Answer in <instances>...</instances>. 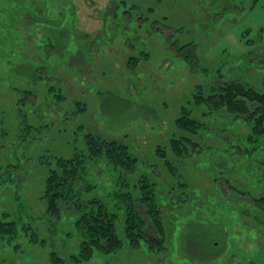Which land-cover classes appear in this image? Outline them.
I'll return each instance as SVG.
<instances>
[{
    "label": "rangeland",
    "instance_id": "rangeland-1",
    "mask_svg": "<svg viewBox=\"0 0 264 264\" xmlns=\"http://www.w3.org/2000/svg\"><path fill=\"white\" fill-rule=\"evenodd\" d=\"M124 1L111 19L108 0H0V220L18 225L12 239L0 236V264H53L52 252L67 260L78 250L74 214L46 213L43 190L56 158L87 154L89 133L125 143L136 157L126 175L134 199L140 179L155 183L166 240L162 251L143 240L131 246L124 213L111 206L121 245L95 249L79 264H264V210L235 199L223 182L264 194V133L249 140L247 121L215 117L193 102L197 86L207 95L219 75L264 90V0H228L241 10L228 6L220 15L218 0ZM191 41L193 70L170 48ZM130 56L140 60L130 65ZM183 106L206 127L179 130ZM182 134L201 150L175 157L170 139ZM112 176L107 168L79 201L111 205Z\"/></svg>",
    "mask_w": 264,
    "mask_h": 264
},
{
    "label": "trees",
    "instance_id": "trees-1",
    "mask_svg": "<svg viewBox=\"0 0 264 264\" xmlns=\"http://www.w3.org/2000/svg\"><path fill=\"white\" fill-rule=\"evenodd\" d=\"M109 1L114 4V8L112 12H109L108 7L105 17L109 16L111 19L112 17L115 19L117 8L125 1ZM224 1L226 4H223ZM250 1L254 4L257 2V0ZM225 7H235L241 10L240 6L230 5L228 0H218L216 3L218 15ZM130 15V11L123 10L124 18L126 16L129 18ZM139 18L140 21L144 19L142 16ZM154 23L157 22L154 21ZM157 27L159 28V26ZM162 31L168 38L166 29L162 28ZM39 35L36 33V37H40ZM52 46L54 45L52 44ZM170 48L175 52V56L182 57L192 70L199 68L196 43L191 41L177 46L170 45ZM137 60L140 58L130 56V65L136 63ZM201 69L207 70L203 67ZM196 91L193 96L194 104L197 106L205 105L209 114L215 117H223L229 121L237 118L247 121L251 127L249 140L264 133V90H256L237 77L223 78L219 75L211 80L210 93L204 95L200 85L197 86ZM27 92L30 96L33 95L31 90ZM175 123L179 130L189 131L188 133H196L197 130L206 127L201 120L192 117L190 110L184 106L181 108ZM85 144L87 154L81 152L69 158L58 157L55 159L54 166L48 168L43 190L45 211L55 217H59L65 211L74 214V224L81 238L78 250L72 253L67 260L52 252L50 254L51 262L53 264H79L88 261L93 256L95 249L104 252L116 250L121 245V238L116 233L117 211L111 206L118 210L122 209L124 213L123 231L131 246L137 247L143 240L151 251H162L165 248L166 234L161 220V210L156 205L155 183L150 182L147 177L140 179L138 184L139 197L134 199L132 192L127 189L126 175L135 168L137 159L130 154L128 146L116 139H107L105 136L92 133L86 135ZM169 147L172 154L177 158H184L186 155L201 150L199 141L183 134L171 138ZM156 151L161 156L166 155V151L162 147L158 146ZM239 152L240 154L243 153L241 150ZM163 161L169 172H173L172 163L165 158ZM107 168L113 175L110 184H113L114 188L107 193L108 197L111 196V205L108 206L106 201L95 197L88 199L85 203L80 202L77 194L100 184L99 181L102 180ZM115 174L117 179H114ZM223 182L232 196L241 198L246 196L249 200L244 201L245 204L255 205L264 210V194L255 197L248 191L238 190L237 187L230 185L226 179ZM139 206L144 208L148 220H145L141 215ZM26 228L25 226L24 229ZM17 233L18 225L16 222L0 220L1 237L5 236L10 240ZM29 240L33 242L38 240L35 232H31ZM214 247V243L209 245V248Z\"/></svg>",
    "mask_w": 264,
    "mask_h": 264
},
{
    "label": "crops",
    "instance_id": "crops-1",
    "mask_svg": "<svg viewBox=\"0 0 264 264\" xmlns=\"http://www.w3.org/2000/svg\"><path fill=\"white\" fill-rule=\"evenodd\" d=\"M109 1V0H108ZM39 13H42V12H38V15H39ZM30 17H33V16H30Z\"/></svg>",
    "mask_w": 264,
    "mask_h": 264
},
{
    "label": "bare ground",
    "instance_id": "bare-ground-1",
    "mask_svg": "<svg viewBox=\"0 0 264 264\" xmlns=\"http://www.w3.org/2000/svg\"><path fill=\"white\" fill-rule=\"evenodd\" d=\"M20 205V204H19ZM23 206V205H22ZM23 207H25V206H23ZM23 209V208H22ZM22 212H24V211H22ZM46 212V211H45ZM24 214V213H23Z\"/></svg>",
    "mask_w": 264,
    "mask_h": 264
}]
</instances>
